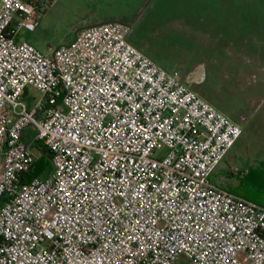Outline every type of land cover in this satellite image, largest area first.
Returning a JSON list of instances; mask_svg holds the SVG:
<instances>
[{
  "label": "built area",
  "instance_id": "1",
  "mask_svg": "<svg viewBox=\"0 0 264 264\" xmlns=\"http://www.w3.org/2000/svg\"><path fill=\"white\" fill-rule=\"evenodd\" d=\"M44 1L0 0V264H264V204L209 179L240 125L124 22L16 39ZM39 144L50 170L22 181Z\"/></svg>",
  "mask_w": 264,
  "mask_h": 264
},
{
  "label": "rangeland",
  "instance_id": "2",
  "mask_svg": "<svg viewBox=\"0 0 264 264\" xmlns=\"http://www.w3.org/2000/svg\"><path fill=\"white\" fill-rule=\"evenodd\" d=\"M147 1L136 11L139 0H46L35 28H19L16 39L49 54L69 42L83 26L82 19L99 8L130 25L129 41L164 69L181 76L200 72L202 78L192 82V88L231 118H244L240 135L209 176L210 181L234 190L245 174L240 173L245 165L250 166L248 171H264V97L250 107L255 117L245 126V58H234L230 49L247 41L256 47L254 56L264 62V0ZM148 3L154 6L148 7ZM189 21H195L197 35L185 33ZM204 36L214 37V41L202 39ZM36 95V90L27 88L29 105ZM29 133H33L31 127L25 137ZM159 153L164 149L155 156ZM229 166H235L238 173H228Z\"/></svg>",
  "mask_w": 264,
  "mask_h": 264
},
{
  "label": "crops",
  "instance_id": "3",
  "mask_svg": "<svg viewBox=\"0 0 264 264\" xmlns=\"http://www.w3.org/2000/svg\"><path fill=\"white\" fill-rule=\"evenodd\" d=\"M143 1L144 0H139L138 4L136 6V9H135L136 11L140 8ZM148 1H150V0H148ZM149 4L150 3L147 4L148 7L150 5L154 6L153 3H151L150 5ZM147 5H146V7H147ZM99 11L100 10L98 8V9H95L94 11H92L91 13H89L86 18L82 19L81 25H88V24H93V23H97V22H101V21L113 20L114 18L117 17L115 15L112 16L109 13H105L102 11L99 12ZM114 20H116V19H114ZM194 23H195V21H191V22L189 21V24L187 26H185V28H184L185 33H187L189 35L196 34V32L198 30L196 29V26L194 25ZM204 37L202 39L207 40L208 42L214 41V37H213V39H212V37H206V36H204ZM230 49H232V54H233L234 58H238V57H244L245 58V126L249 127L251 125V123L253 122L254 117H255V115H254V113H252V109L250 107L253 104H255L256 102H259L264 97V62L262 60H260L258 57L254 56L256 47L254 45L247 43V41H245L244 44H240L238 47L233 46ZM145 55L148 56V54H145ZM157 65H159V64H157ZM178 75H179V78L182 82H184L191 90H193L195 93H197L203 99H205L200 93H198L197 90H195L191 86L192 82L201 80L202 74L200 72L197 71L196 73H194V71H190V72H187L186 74H184L182 76L179 73H178ZM207 102L210 103L209 101H207ZM211 105H213V104H211ZM215 108H217V107H215ZM220 111L223 112L224 114H226L231 120H233L234 122L239 124L241 129H242L240 121L244 120L243 116H241L238 119L239 120L238 121L234 118H231L227 114V112H224L222 110H220ZM234 142H233V144H234ZM232 145H231V147H232ZM229 149L225 152L223 157L227 154ZM223 157H222V159H223ZM249 168H250V166H248V164L245 165V170L241 171L240 173H246L249 170ZM228 169H229L228 173H238V170L235 166H229Z\"/></svg>",
  "mask_w": 264,
  "mask_h": 264
},
{
  "label": "trees",
  "instance_id": "4",
  "mask_svg": "<svg viewBox=\"0 0 264 264\" xmlns=\"http://www.w3.org/2000/svg\"><path fill=\"white\" fill-rule=\"evenodd\" d=\"M39 155L30 171L22 176V181L32 176L46 174L50 170L49 153L41 144L35 145ZM264 167V162L262 163ZM246 199L264 204V171L250 170L243 174L236 189L231 190Z\"/></svg>",
  "mask_w": 264,
  "mask_h": 264
}]
</instances>
